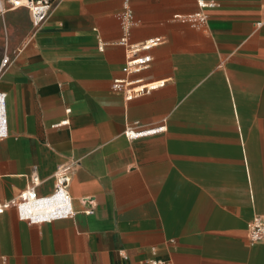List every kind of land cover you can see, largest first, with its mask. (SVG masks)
Wrapping results in <instances>:
<instances>
[{
	"label": "crops",
	"instance_id": "0c3cea01",
	"mask_svg": "<svg viewBox=\"0 0 264 264\" xmlns=\"http://www.w3.org/2000/svg\"><path fill=\"white\" fill-rule=\"evenodd\" d=\"M53 1L39 29L26 9L0 19V203L34 172L51 194L76 161L78 215H0V264H264L248 240L264 215V0ZM125 37L161 39L130 77L159 86L132 101L113 90ZM131 126L165 130L130 139Z\"/></svg>",
	"mask_w": 264,
	"mask_h": 264
},
{
	"label": "built area",
	"instance_id": "2783aa9c",
	"mask_svg": "<svg viewBox=\"0 0 264 264\" xmlns=\"http://www.w3.org/2000/svg\"><path fill=\"white\" fill-rule=\"evenodd\" d=\"M53 5V0H0V19H4L10 12L26 9L29 12L33 28L39 29L48 20ZM199 6L202 9H206L214 7L215 3H206L203 0H199ZM196 18L204 20L202 13L197 14ZM121 43L127 51V62L123 68L127 78L115 79L113 90L123 93L127 101H132L137 95L152 91L159 86L157 84L143 85L142 80H133L130 77L149 67L152 57L146 53L161 44V39H152L139 45H130L125 37ZM9 64L10 58L5 55L0 65V76ZM67 112L70 113V110ZM163 130H165V127L145 130L131 126L126 129V136L134 139ZM8 134L7 95L0 92V140L7 138ZM77 164L78 162L71 161L59 169L54 175V191L48 195L38 193L37 189L42 184V181L39 175L34 172L29 177L30 187L26 191L15 199L0 203V215H3L8 210L15 209L20 219L33 225L74 219L78 213L74 209L70 186L73 171ZM84 202H89L93 205L92 200L87 199ZM86 214H93V209L86 211ZM248 240L250 243L264 242V215H257L251 221L248 227ZM145 264L165 263L150 259Z\"/></svg>",
	"mask_w": 264,
	"mask_h": 264
}]
</instances>
